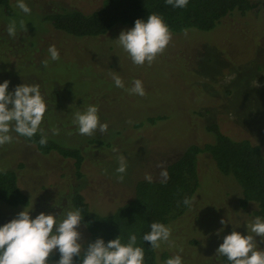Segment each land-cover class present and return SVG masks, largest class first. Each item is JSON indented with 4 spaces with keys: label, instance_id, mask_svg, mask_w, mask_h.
Returning <instances> with one entry per match:
<instances>
[{
    "label": "rangeland",
    "instance_id": "374dc122",
    "mask_svg": "<svg viewBox=\"0 0 264 264\" xmlns=\"http://www.w3.org/2000/svg\"><path fill=\"white\" fill-rule=\"evenodd\" d=\"M102 1L26 0L31 14L24 15L11 0L12 17L0 6V82L10 80V90L22 83L39 84L48 103L42 123L47 135L79 148L85 156L78 171L72 160L56 153L44 155L15 133L12 143L0 146V171L17 173L33 217L40 212L59 215L67 205L74 208L75 192L86 197L93 211L110 213L134 198L138 181L146 176L165 179L161 172L189 145L210 141L207 127L213 123L233 140L259 145L264 154V8L228 16L214 31L171 33L169 44L151 65H136L115 41L129 26L79 51L77 47H85L83 41L65 47L69 39L45 20L63 9L88 12ZM21 18L25 28L10 37L8 23ZM50 45L58 49V61L49 58ZM110 47L114 49L108 51ZM91 52L107 64L95 66ZM113 62L114 68L108 69ZM114 75L121 77L124 88L115 87ZM134 79L142 81L145 95L127 91ZM89 104L98 106L101 122L108 125L106 133L80 135L71 123L72 113ZM52 128L59 134L53 136ZM93 138L101 142L91 143ZM121 156L127 165L122 181L115 171ZM200 168L201 187L192 206L167 225L171 236L157 249L159 264L177 254L183 264H226L216 255L223 237L233 230L247 235L246 222L256 217L257 205L241 206V187L220 173L209 156L201 157ZM25 208L0 202V225ZM222 218L237 227L221 224ZM79 231L85 248L89 232L82 224ZM255 239L264 248V240Z\"/></svg>",
    "mask_w": 264,
    "mask_h": 264
},
{
    "label": "trees",
    "instance_id": "16d2710c",
    "mask_svg": "<svg viewBox=\"0 0 264 264\" xmlns=\"http://www.w3.org/2000/svg\"><path fill=\"white\" fill-rule=\"evenodd\" d=\"M0 6L7 17L15 14L11 0H0ZM263 8V1L254 0H188L187 6L182 9L165 4L164 0H103L94 10L86 12L63 9L48 14L45 20L69 39L70 42L65 43V47H71L73 41H83V49L74 44L79 51H84L89 48L88 43L91 41L98 42L116 28L133 27L136 19H144L150 13L161 15L170 32L179 34L187 30L214 31L228 16L235 13L244 16L250 12L259 13ZM113 49L110 47L108 51ZM90 55L95 66L107 64L98 53L91 52ZM114 65V62L109 64L108 69L114 68ZM149 121L153 123L156 120ZM207 133L211 140L189 145L180 157L167 166L168 176L165 179L138 181L134 198L110 213L93 211L86 197L75 192L72 203L84 215L81 224L89 232L88 244L101 237L107 242L120 234L126 242L128 234L135 232L138 237L137 244L145 252V264H159L157 249L151 248L149 242H144L142 235L150 230L151 222L168 225L190 208L183 201L188 198L192 202L201 187L200 160L203 155L213 160L220 173L231 176L239 184L242 189L241 206L245 208L251 203L256 204L255 215L264 218V154L261 147L250 140H233L223 134L215 123L207 127ZM20 137L33 144L40 153H56L72 160L78 171L82 170L85 156L79 148L61 144L51 136H48L46 145L39 144V134L31 139ZM90 142L101 141L93 138ZM0 202L12 208L26 207L30 203L29 198L19 188L18 176L14 170L0 171ZM81 257L74 258L75 264H80ZM58 259V252L50 254V264H55ZM224 261L228 264L226 257Z\"/></svg>",
    "mask_w": 264,
    "mask_h": 264
},
{
    "label": "clouds",
    "instance_id": "9594fccd",
    "mask_svg": "<svg viewBox=\"0 0 264 264\" xmlns=\"http://www.w3.org/2000/svg\"><path fill=\"white\" fill-rule=\"evenodd\" d=\"M173 8H185L188 0H164ZM15 7L24 15L31 14V8L26 0H16ZM25 22L11 20L7 33L15 37L18 29H24ZM171 40V32L163 17L150 13L144 19H136L134 26L124 29L115 39L118 45L128 54L136 65H151L162 53ZM52 61H58L60 54L55 45L47 49ZM48 61H44L47 65ZM115 87L124 88L121 77H112ZM10 80L0 82V146L12 143L18 136L33 138L39 134V144L46 145L48 135L42 127L48 111V103L42 95L39 84L22 83L14 90L9 89ZM130 94L145 95L143 83L134 79L127 89ZM71 123L75 125L80 135L91 136L96 132L104 134L108 131L107 123L100 120L98 106L89 104L82 110L72 113ZM53 136L59 134L58 128H52ZM113 151H118L113 149ZM126 161L120 157L116 173L122 181L126 172ZM168 176L167 170L161 172ZM151 182V176H146ZM183 203L191 207L192 202L185 198ZM29 203L26 208L17 213L15 218L0 225V264H50V254L59 253L55 264H75V257H81L80 264H145L144 249L137 244V234L130 232L124 242L121 234L107 242L101 237L90 242L87 248L81 243L79 226L84 220L80 208L64 207L56 213L40 212L33 217ZM221 224L231 223L221 219ZM232 224V223H231ZM248 234L244 235L233 230L223 237V242L216 249V255L226 257L228 264H264V248L258 247L256 237L264 240V218L256 216L251 222H246ZM233 225V224H232ZM234 229L237 226H234ZM150 230L142 235L144 242H149L151 248L158 249L163 242L170 240L171 230L162 222L153 221ZM222 231V229H221ZM164 264H183V258L177 254L169 257Z\"/></svg>",
    "mask_w": 264,
    "mask_h": 264
}]
</instances>
